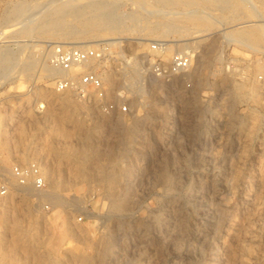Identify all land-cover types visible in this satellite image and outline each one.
<instances>
[{
  "label": "rangeland",
  "instance_id": "1",
  "mask_svg": "<svg viewBox=\"0 0 264 264\" xmlns=\"http://www.w3.org/2000/svg\"><path fill=\"white\" fill-rule=\"evenodd\" d=\"M0 264H264V0H0Z\"/></svg>",
  "mask_w": 264,
  "mask_h": 264
},
{
  "label": "built area",
  "instance_id": "2",
  "mask_svg": "<svg viewBox=\"0 0 264 264\" xmlns=\"http://www.w3.org/2000/svg\"><path fill=\"white\" fill-rule=\"evenodd\" d=\"M83 58V56L81 57ZM176 60H183L181 58H176ZM75 61H79V59L75 60ZM67 63H69L68 61H66ZM187 61L183 60V61H178L175 63V65L170 69V70H160V69H154V72L156 74V76H160V78L158 80L168 83L173 79H176L180 73L182 71H184ZM68 67V65H66V68ZM153 72V74H154ZM153 77V76H152ZM84 83H86L87 85H93L95 87L99 86V81L97 79L96 76L92 75V74H88L83 78Z\"/></svg>",
  "mask_w": 264,
  "mask_h": 264
},
{
  "label": "bare ground",
  "instance_id": "3",
  "mask_svg": "<svg viewBox=\"0 0 264 264\" xmlns=\"http://www.w3.org/2000/svg\"><path fill=\"white\" fill-rule=\"evenodd\" d=\"M97 29V28H96ZM94 30V29H93ZM87 33H88V31H87ZM118 39V38H117ZM118 41V40H117ZM198 44V43H197ZM168 86H170V84L168 85ZM179 99L180 100H182V102H185V100H183V96L182 95H180L179 94ZM190 102V101H189ZM193 106V105H192ZM194 108V107H193ZM74 112V111H73ZM72 114V113H71ZM65 115V114H64ZM74 115V114H73ZM197 115V114H196ZM71 117V116H70ZM73 118V117H72ZM60 120V119H59ZM68 120V119H67ZM70 120V119H69ZM72 121V120H71ZM188 121V120H187ZM124 124V123H123ZM186 124V123H185ZM112 125V124H111ZM115 126V125H114ZM110 128V127H109ZM118 128V127H117ZM189 127H187V129H188ZM112 132V131H111ZM110 132V133H111ZM116 132V131H115ZM122 134V133H121ZM190 134V133H189ZM113 136V135H112ZM115 136V135H114ZM175 137V136H174ZM110 139H111V136L109 137ZM117 138H119V137H117ZM111 141V140H110ZM118 141H120V140H118ZM111 142H115V141H111ZM105 143H106V141H105ZM114 149V148H113ZM47 196H49L51 199H56V197L55 196H52V194L51 195H47ZM56 200H58V199H56ZM55 202V201H54ZM113 202V201H112ZM117 203V202H116ZM116 205V204H115ZM115 210V209H114ZM57 213V212H56ZM62 216V215H61ZM62 218V217H61Z\"/></svg>",
  "mask_w": 264,
  "mask_h": 264
}]
</instances>
